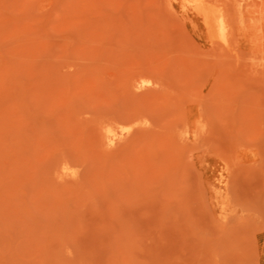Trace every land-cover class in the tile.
I'll return each instance as SVG.
<instances>
[{
	"label": "rangeland",
	"instance_id": "1",
	"mask_svg": "<svg viewBox=\"0 0 264 264\" xmlns=\"http://www.w3.org/2000/svg\"><path fill=\"white\" fill-rule=\"evenodd\" d=\"M213 1L226 40L188 0H0V264H264L260 0Z\"/></svg>",
	"mask_w": 264,
	"mask_h": 264
},
{
	"label": "bare ground",
	"instance_id": "2",
	"mask_svg": "<svg viewBox=\"0 0 264 264\" xmlns=\"http://www.w3.org/2000/svg\"><path fill=\"white\" fill-rule=\"evenodd\" d=\"M193 9L202 17L203 22L210 33L222 40H226L230 23L223 7L213 0H188ZM258 18L261 28L264 30V0H260L257 6ZM116 140L115 135H107L108 144ZM67 170V168H65Z\"/></svg>",
	"mask_w": 264,
	"mask_h": 264
}]
</instances>
